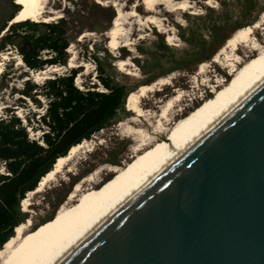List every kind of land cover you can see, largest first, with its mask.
Returning a JSON list of instances; mask_svg holds the SVG:
<instances>
[{"label":"rangeland","instance_id":"1","mask_svg":"<svg viewBox=\"0 0 264 264\" xmlns=\"http://www.w3.org/2000/svg\"><path fill=\"white\" fill-rule=\"evenodd\" d=\"M144 1L146 0H99V2L97 0H50L47 5L49 10L46 8L48 11L44 13L52 17L48 21H54L62 16L67 19V33L70 39L69 50L67 48L68 58L64 64L47 66L43 69H46L45 72L40 73V70H29L23 61L18 63L20 55L16 46L3 48L0 51L2 69L0 72V116H6V110L12 109L21 117L29 136L38 139L41 131L32 127H37L36 121L43 113L46 101L40 96L37 98L39 102L26 99L25 103L19 104L20 95L16 91L22 87L24 79L31 78L35 83L41 84L47 77L63 75L75 68L78 72L74 83L79 88L85 89L95 83L97 89L102 90L103 87L96 77V64L93 60V57L97 56L109 76L115 82L125 85L128 91L151 83L150 80L153 78L156 80L158 77H168L169 83L159 85L160 89L142 98L141 108L144 113L146 112L145 114L149 113L138 118L146 122L143 129L152 132L155 125L153 116L160 112L161 105L167 98L180 92L181 104L177 103L172 111L183 107L184 109L170 125L171 131H176L200 111L214 95L211 92L207 94L206 91L213 89L211 86L215 79H224L227 74V70L222 65L212 61L214 54L235 29L244 25H253L255 21L261 19L264 12V0H212V4L206 3L205 0H187L191 6L185 10L179 8L170 10V7L165 4L166 0H153L151 4L153 8L148 9L149 4ZM170 1L174 3L181 0ZM12 3H16L15 0H0V26L5 21L6 28L20 21L19 19H13V22L7 20L14 10ZM129 11H134L136 15H131ZM118 12H120L119 26H115H118L119 31L116 34L118 45L113 48L109 46L110 30L114 27L113 21ZM146 16H148L147 19L153 18L154 22H149ZM38 21L43 20L39 18ZM4 31L0 35L5 34ZM256 38H263L262 30L257 31ZM124 43L127 44L123 45ZM217 45L219 48L217 47L209 58H205ZM243 50L244 47L240 46V55L243 54ZM121 59L127 61L123 69L119 68ZM251 59L252 56L246 58L244 64L240 66L241 73L246 70ZM70 61L73 66L69 65ZM176 61L186 65V68L173 69L177 65ZM202 62L206 63L209 74L202 76V79L198 76V79L194 81L195 72ZM206 78L211 80L203 81ZM128 98L125 111L119 112L117 121L93 134L89 139L92 149L86 151L82 154V158L77 160L75 170L73 172L64 170L62 177H58L48 187L31 196L29 208L32 212L26 211L27 218H31V224L28 226L25 237L34 241L35 236L42 231L58 232V228L54 226L57 212L68 199L69 192L74 189V183L84 175L96 169L102 170L101 180L94 185L87 198L73 203L75 205L63 215L64 224L74 220L92 201L104 195L119 180L120 175L135 163L130 162L129 158L132 155L133 145L136 143V134L131 130L138 127V124L137 121L132 120L135 114L128 108ZM148 115L152 117L145 119ZM159 134L157 143L167 140L166 132ZM156 146L153 142L145 151L138 154V158L146 157L156 149ZM115 168H121L122 173L109 171ZM60 181H63L62 185ZM47 240L49 237L42 242L35 240V244H28L26 248L30 252L33 250L38 252ZM23 262L25 263L26 260Z\"/></svg>","mask_w":264,"mask_h":264},{"label":"water","instance_id":"2","mask_svg":"<svg viewBox=\"0 0 264 264\" xmlns=\"http://www.w3.org/2000/svg\"><path fill=\"white\" fill-rule=\"evenodd\" d=\"M58 264H264V84Z\"/></svg>","mask_w":264,"mask_h":264},{"label":"bare ground","instance_id":"3","mask_svg":"<svg viewBox=\"0 0 264 264\" xmlns=\"http://www.w3.org/2000/svg\"><path fill=\"white\" fill-rule=\"evenodd\" d=\"M50 0H21L22 8L18 11L15 19L24 20L31 19L38 21L42 18L43 21H48L52 18L44 13L48 11L47 5ZM149 4L148 9H152L153 0H146ZM156 2V1H155ZM165 4L170 7V10L179 8L185 10L191 5L187 0L171 2L166 0ZM164 4V5H165ZM183 5V7H181ZM190 5V6H189ZM48 10H47V9ZM119 13L115 17L114 27L110 30L109 46L115 48L118 45V23ZM131 15H136L134 11H129ZM148 16H146L147 19ZM150 17V16H149ZM156 17V16H155ZM12 18V19H13ZM158 18V17H157ZM11 19V22H13ZM155 19V18H154ZM149 22H154L153 18L147 19ZM156 21V19H155ZM121 23V22H120ZM260 25L259 28L254 25ZM118 25L117 27H115ZM258 30H262L263 38H256ZM170 40V38H168ZM124 43L123 45H126ZM240 46L244 47L243 54H239ZM69 50V48H68ZM7 55V54H5ZM252 56V59L243 73L240 66L244 64L246 58ZM4 57V55H3ZM224 69H226L224 79H215L207 94L214 95L206 102L205 106L198 111L191 119L183 123L176 131H171V123L175 117L184 109L172 111L177 103L181 104L182 97L180 92L173 94L165 100L161 105L160 112L153 116L155 117V125L152 132L143 129L146 123L138 117L146 116L141 108L140 102L147 94L160 89L159 85L169 83L168 77H161L148 84H143L133 90L128 98V108L135 115L133 121H137L138 127L131 130L136 134V143L132 148V155L129 157L130 162H135L122 173L121 168L110 169L113 173H122L119 180L102 196L96 198L87 208L80 213L74 220L64 224L63 215L74 206L76 201H83L90 194L95 184H98L100 179L101 169H96L84 175L80 180L74 183V189L69 193L66 202L59 208L55 217L57 233H50L47 230L38 233L34 241L25 237L28 226L31 224V218L28 217L25 222H21L14 229V234L9 237L3 246L0 248V264H58L71 250H74L86 237L96 230L103 221L114 213L117 209H121L127 204L134 195L142 191L148 186L152 180L158 177L163 171L171 166L178 158H180L188 149L196 142L205 136L217 123L228 114L235 106L240 105L248 96L256 89L264 84V12L261 19L254 22L253 25H244L238 27L226 39L224 44L218 49L212 58ZM18 63H22L21 58H18ZM127 61L121 59L119 68L123 69ZM73 66L72 61L69 63ZM0 66V72H1ZM46 70V69H45ZM40 70V73L45 72ZM209 69L206 68V63H200L194 75V81L198 76H208ZM39 75V74H38ZM169 75V74H168ZM211 80V78L203 79V81ZM213 80V79H212ZM202 81V82H203ZM193 82V81H192ZM198 82V81H197ZM199 84V83H198ZM206 85L205 83H202ZM199 86V85H198ZM209 86V85H208ZM161 87V86H160ZM197 88V87H196ZM19 115V114H18ZM152 115H148L145 119H149ZM152 122V121H151ZM151 122L149 124H151ZM167 133V140L157 143L159 133ZM160 135V134H159ZM155 142L156 149L146 157L139 159V153L145 151L150 145ZM93 145V144H92ZM92 149L90 140L84 139L80 143L73 145L65 156L58 157L52 166V169L43 175L36 188L28 191L21 201L23 211H31V196L42 191L51 183L55 182L58 177L66 172L75 170L77 160L82 158V154ZM138 159V160H137ZM137 161V162H136ZM101 167V166H100ZM49 237L43 248L38 252L29 251L27 245L35 244L36 241L42 242ZM36 240V241H35ZM27 242V244H26ZM25 243V245H23ZM40 245V244H38ZM24 263V264H25Z\"/></svg>","mask_w":264,"mask_h":264},{"label":"trees","instance_id":"4","mask_svg":"<svg viewBox=\"0 0 264 264\" xmlns=\"http://www.w3.org/2000/svg\"><path fill=\"white\" fill-rule=\"evenodd\" d=\"M12 4L14 10L8 21L22 8L17 2ZM5 22L0 26V33L5 30V34L0 35V51L16 46L25 66L34 71L66 62L70 39L67 19L63 16L48 22L27 18L7 28ZM218 46L205 58H209ZM93 60L102 90L97 89L95 83L85 89L79 88L74 83L78 72L75 68L63 75L47 77L41 84L31 78L24 79L22 87L16 91L20 95L19 104L26 99L39 102L40 96L46 101L36 121L37 127H32L41 131L38 139L29 136L21 117L12 109L6 110V116H0V164L6 171L0 173V248L14 234L15 227L26 221L21 201L52 169L56 159L65 156L73 145L110 126L117 121L119 112L125 111L127 98L133 90L128 91L125 85L115 82L97 56ZM176 63L173 69L186 68L181 62ZM153 80L155 78L150 81ZM60 183L62 185L63 181Z\"/></svg>","mask_w":264,"mask_h":264},{"label":"snow or ice","instance_id":"5","mask_svg":"<svg viewBox=\"0 0 264 264\" xmlns=\"http://www.w3.org/2000/svg\"><path fill=\"white\" fill-rule=\"evenodd\" d=\"M16 2L17 3H21V0H16ZM97 2H99V0H97ZM205 2L206 3H208V4H212V0H205ZM190 6V5H189ZM181 7H183V5H181ZM254 27H257V28H259L260 27V25H254Z\"/></svg>","mask_w":264,"mask_h":264},{"label":"crops","instance_id":"6","mask_svg":"<svg viewBox=\"0 0 264 264\" xmlns=\"http://www.w3.org/2000/svg\"><path fill=\"white\" fill-rule=\"evenodd\" d=\"M5 169H4V166L2 164H0V173H5Z\"/></svg>","mask_w":264,"mask_h":264}]
</instances>
